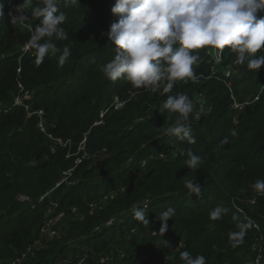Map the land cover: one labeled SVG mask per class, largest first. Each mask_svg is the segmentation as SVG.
I'll return each instance as SVG.
<instances>
[{
    "label": "trees",
    "instance_id": "16d2710c",
    "mask_svg": "<svg viewBox=\"0 0 264 264\" xmlns=\"http://www.w3.org/2000/svg\"><path fill=\"white\" fill-rule=\"evenodd\" d=\"M22 2L0 0L4 4L0 17V264H11L40 239L52 202L57 204L58 213L66 211L68 216L72 207H77V214L83 218L71 221L68 217L75 224L63 222L58 228L60 237L54 242L42 240L45 245L24 264H100L102 256H118L117 252L126 254L121 264H184L180 253L185 250L193 257L205 256L206 264H244L255 234L246 229L243 242L233 246L229 233L245 224L237 209L259 222L264 231V197L256 206L249 204L256 193L252 184L264 179L263 78L247 69L246 64H237V53L234 56L229 53L231 49L227 52L225 48L221 67L232 65L236 70L228 88L224 77H213L212 67L218 64L205 55L206 48L200 49L195 81L178 80L168 93L163 91L165 85L157 93L140 92L134 96L144 100H131L123 111L106 116L105 127L116 130H92L100 112L114 97L129 99L139 90L126 79L113 81L103 72V66L116 55V47L108 38L110 26L118 20L111 11L116 0H80L78 5L60 0V9L66 15L62 26L67 39H54L60 51L46 56L39 65L32 50L23 51L31 28L40 23L29 16L39 0H34L33 9L25 12L29 17L27 26L12 23V16L19 15L16 7ZM64 46L71 54L60 66ZM252 72L257 78L255 83L249 77ZM18 78L23 90L18 88ZM261 87L259 100L238 116L232 110L233 99L244 104ZM179 93L187 94L195 104L190 116L194 144L165 135L163 130L177 118V114L163 108V103L168 95ZM16 96L22 97L20 105L14 103ZM196 102L203 103L204 109L194 121ZM40 110L54 139L71 141L74 152L83 144L80 157H93L106 149L113 158L92 168H87L90 162H82L74 174L82 178L81 182L57 187L61 173L66 171L63 165H73L74 161L64 162L61 154L65 156L66 150L61 145L53 152L54 140L40 132V117L34 114ZM189 148L202 157L196 169H189L184 163L186 154H180ZM162 154L167 159H161ZM154 180L157 183L152 185ZM186 180L198 182L201 193H190ZM121 188L128 190L124 197L115 196L107 205L100 202L103 210L90 215L89 204ZM50 191L54 192L52 196L40 200ZM21 196L29 200H21ZM145 198L151 200L148 225L131 214L132 205H140ZM217 206L227 212L221 219L211 220L209 213ZM168 207L175 209V215L167 222L169 232L162 235L157 216ZM112 218L119 221L105 227ZM187 225L190 229L184 234ZM133 228L134 235L130 234ZM154 231L157 236H152ZM74 237L82 240L71 246L67 242ZM164 239L170 243L183 241L185 247L168 254ZM141 255L148 260H141Z\"/></svg>",
    "mask_w": 264,
    "mask_h": 264
},
{
    "label": "clouds",
    "instance_id": "9594fccd",
    "mask_svg": "<svg viewBox=\"0 0 264 264\" xmlns=\"http://www.w3.org/2000/svg\"><path fill=\"white\" fill-rule=\"evenodd\" d=\"M33 2L23 0L17 5L19 15L12 16L14 25L27 23L29 18L25 12ZM65 2L78 5L80 0ZM59 5L60 0H39V6L31 8L32 17L40 23L31 28L25 51L32 50L37 65L46 56L60 51L54 39H67L62 26L66 15ZM3 8L4 4L0 3V17L3 16ZM111 11L118 16L108 32L109 40L116 47V55L103 66V72L110 80L126 79L139 90L143 88L151 93H156L164 84L163 91L168 93L178 80L197 79L195 67L200 61L197 50L204 48H230L237 53L236 63L246 64L249 70L258 71L264 66V54H258L264 51V15H261L264 13V0H116ZM70 54V48L64 46L59 56L60 66ZM163 108L177 114L175 122L163 128L165 135L194 144L196 141L190 123L195 110L194 101L184 93L168 95ZM232 135L235 136L236 132L233 131ZM180 154H186L184 163L189 169L198 168L202 162V157L191 148ZM185 187L190 193H201L200 184L193 180H186ZM251 187L264 194V179H257ZM132 212L134 219L150 224L146 218L147 205L133 204ZM226 212V208L217 206L210 211L209 218L221 219ZM174 215L172 207L159 213L157 219L162 222L159 233L164 235L168 229L167 222ZM238 227L239 231L229 233L233 246L242 243L246 235L247 225ZM164 243L171 247L168 240L164 239ZM180 259L184 264H206L205 256L193 257L188 250L180 253Z\"/></svg>",
    "mask_w": 264,
    "mask_h": 264
},
{
    "label": "built area",
    "instance_id": "2783aa9c",
    "mask_svg": "<svg viewBox=\"0 0 264 264\" xmlns=\"http://www.w3.org/2000/svg\"><path fill=\"white\" fill-rule=\"evenodd\" d=\"M24 26H27V24H25ZM23 51H24V53H26L29 50L28 51H25V47H24L23 48ZM262 52H264V51H262ZM209 53L210 52H208V54ZM215 54H217V51L215 52ZM221 55H222V50L219 52V57H220L219 58V61L221 60ZM215 63H217V62L215 61ZM20 72H21V70H20ZM212 72H213V77L216 78L217 80H219L217 78V76H219V75H220L219 77H224L227 80V82H226L227 87L228 88H231V86H232V77L235 74L234 71H232L230 68H227V69H224V72L223 73H219L218 74V72L215 71V70H213V69H212ZM256 73L258 75H260L263 78V80H264V66H262L260 70L256 71ZM163 85L164 84H161L160 85L158 91H160V88ZM262 89H263V87H261V89L259 91H257L254 94V96H252L247 101H245L244 104L239 103L234 98L233 99L234 102H233L232 110L234 112H237V115L240 116L241 113L244 111V109L249 104H251V103L256 102V101L259 100V96H260V94L262 92ZM139 92H143V93H147V94H152L150 91H147V90H145L143 88H140ZM19 99L21 100L20 103H18V101H16L14 99L15 105H20L22 103V99L20 97H19ZM127 102H128V99L123 100V99H121L119 97H115L111 101V103L101 111V113L99 115V119L101 118V120H103V118L105 116H107L110 112L120 111L121 109L124 108V106H126V103ZM24 108L27 111L29 110V107L28 106H24ZM203 109H204L203 103L199 102L198 103V107L196 108V111H195L194 116H193L194 117V121H196V120H198L200 118V116H201V114L203 112ZM34 114H37L40 117V119H39V125H38L40 132H42L43 134H45L51 140H54L55 142H60V140L54 139L53 135L51 134L50 129L48 128V123H47L46 118L44 120V117H45L44 112L42 110H40V111L35 112ZM235 121H237V120H235ZM97 122L95 124H97V125H100L101 124V122H98V123ZM84 143H87L86 138H85ZM85 155H88V154H85ZM94 156H97V155H94ZM160 158L161 159H167V155L166 154H162L160 156ZM61 184H62V182H60L57 186H60ZM260 197H264V194H260V193L256 192L255 195L252 197V199L249 201V204L250 205H253V206H256L257 205V202H258V199ZM20 199L21 200H29L25 196H21ZM43 199L44 198H41L40 200H43ZM150 204H151V200L148 199V200L143 201L140 205L141 206L147 205V209H148L150 207ZM52 205H56V207H57V204L56 203H53L52 202L51 203V206ZM102 210H103V207L101 206V204H99L97 202H94V203L89 204V213H90V215H94L97 212H100ZM71 212H72L71 214L76 215L78 213L77 208H72V211ZM237 212H238V214L240 216L243 217V220L245 221V225H247V229L255 234V241L250 246V248L248 249V252L246 253L245 258H243L244 264H264V231L262 230L261 225L255 219L247 216L244 211H242L240 209H237ZM131 214L133 215L132 210H131ZM64 216H66L65 213H62L60 215L61 218L64 217ZM118 221H119V219L112 218L110 221H108L105 224V227H110V226L114 225L115 223H117ZM99 230L100 229L97 228L96 231H99ZM167 232H169V227H168V229H167V231L165 233H167ZM53 234H55V233H53ZM130 234H132V235L136 234V229L133 228L131 230ZM157 235H158V232H156V231H154L152 233V236H157ZM38 244L41 245V248L43 247L42 242H38L36 244L34 243V244H31V245L27 246L23 252H20L17 255V257L11 262V264H24V262L32 254H34L39 249V248H37V245ZM170 244H171V247H167L166 248V251H167L168 254H175L176 252H178L179 250H181V249H183L185 247V243L183 241H174V242H171ZM120 259H123V258H121L119 256H116L114 254H109V255L102 256L100 258V264H121ZM141 260L147 261L148 258L146 256H144V255H141ZM79 264H83V261H81Z\"/></svg>",
    "mask_w": 264,
    "mask_h": 264
},
{
    "label": "rangeland",
    "instance_id": "374dc122",
    "mask_svg": "<svg viewBox=\"0 0 264 264\" xmlns=\"http://www.w3.org/2000/svg\"><path fill=\"white\" fill-rule=\"evenodd\" d=\"M30 17H31V19H33L32 18V16L31 15H29ZM228 49H230V48H227V52H229L228 51ZM224 49H222V51H223ZM217 51V54H215V52ZM221 50H218V49H214V48H206V51H205V55L207 56V57H209L210 58V60H211V62H217V56L219 55V52H220ZM208 52H210L209 54H208ZM229 53H231V54H233L234 56H235V52H233V51H231V52H229ZM223 54V53H222ZM263 54H264V52H263ZM229 54H227L226 56H228ZM220 58V57H219ZM226 60V59H225ZM222 62H223V60H220L219 62H217L218 63V65H217V67H213L212 69L213 70H215V71H217V72H219V73H223L224 72V69L225 68H223V67H221V64H222ZM228 67L232 70V71H236L235 69H234V67L232 66V65H228ZM216 68V69H215ZM17 74L19 75L20 74V70H18L17 71ZM253 72H252V75L251 76H249L250 77V79H251V82L252 83H255V82H257V78L255 77V76H253ZM18 88H20L21 90H23V84L21 83V79L20 78H18ZM252 87V86H251ZM258 87V86H257ZM257 87H256V89H257ZM139 89V88H138ZM255 89V90H256ZM259 89V88H258ZM252 90H253V88H252ZM138 93H140L139 91H137V93H134V95H136V94H138ZM157 93V92H156ZM137 96V95H136ZM21 99H22V97H20ZM120 98H122V97H120ZM145 98V97H144ZM144 98H138V97H135V96H133V95H131L130 97H129V99H128V102L129 101H131V100H135V101H138V102H140V101H142V100H144ZM15 100L16 101H18V103H20L21 102V100L19 99V97L18 96H16L15 97ZM199 102H196V104H198ZM126 108V106H124V108L123 109H121L120 111H123L124 109ZM120 111H118V112H120ZM44 112V111H43ZM111 113V112H110ZM44 115H45V113H44ZM152 116H154V115H152ZM105 118H106V116L103 118V120H101V118L99 119V121L98 122H101V124L100 125H97V124H95L94 126H93V128H92V130L93 129H97V127L98 128H101V127H105V123H106V120H105ZM97 122V123H98ZM105 129L106 130H108V131H110V132H112L113 130H116V129H113V128H111V129H107L106 127H105ZM119 131V130H118ZM124 130L122 129L121 130V132H123ZM93 132V131H92ZM92 132H91V134H92ZM89 135L87 134L86 135V140H87V137H88ZM114 137H112V139H113ZM58 145H61V146H63V149L64 150H66V152H65V156H63L62 154H61V157H63V159H64V162H66V161H70V160H73L74 161V164L73 165H67V166H65V165H63L64 167H65V170L66 171H63L62 173H61V175H62V177H61V182H62V184L60 185V186H63V185H65V184H67L68 186H72V185H75V184H77L78 182H81L80 180L82 179V178H80V177H77V176H74V174H75V171L79 168V166H81V164H82V162L84 163V162H90V166H88L87 165V168H92V167H94V165H96V164H98V163H101V162H104V161H106V160H108V159H110V158H113V154H110V155H108V153H107V151H106V149H104L100 154H98L97 156H90V155H85V156H83V157H80V153L79 152H81V151H83L85 148H84V146H82L81 144H79L78 146H77V149L78 150H76L75 152H74V144H72V142L71 141H66V142H63V141H60V142H55V141H53V143H52V147H53V152H55V150L58 148L57 146ZM136 155H134V158L132 159V162H134V160L136 159V157H135ZM89 157V158H88ZM77 158V159H76ZM74 159H76V160H74ZM123 167H122V169L119 171V172H121V171H123ZM79 170V169H78ZM157 183V181L156 180H154L153 181V183H151L152 185L153 184H156ZM59 184V183H58ZM57 184V185H58ZM56 185V186H57ZM66 185V186H67ZM57 187H59V186H57ZM127 189L126 188H121L120 190H118V191H114V192H111L107 197H103V199L101 200V201H99V202H97V203H99L100 204V202L103 204V205H107L108 203H109V201L110 200H113V198L116 196V197H118V196H122V197H124L123 195L124 194H126L127 193ZM53 191H50L47 195H45L44 197H42V198H44L43 200H45V198L46 197H50V196H52L53 195ZM122 194V195H121ZM41 199V198H40ZM149 198H145V199H143L144 201L145 200H148ZM143 200H142V202H143ZM40 203V202H39ZM72 208H77V207H72ZM78 209V208H77ZM71 211H72V209H71ZM78 211V210H77ZM62 213H65V214H67V212L66 211H61V212H59L58 213V209H57V207H56V205H52V206H50V208H49V210H48V212H47V215H46V217L48 218L47 220H46V224H45V226H43L42 227V229H41V231H40V239L39 240H37V242L36 243H38V242H42V240H44L45 242H49L50 240L52 241V240H54V239H56V238H58V237H60V236H58L59 235V233H58V228L59 227H61L62 226V224H63V222L64 223H66V225H68V224H75V223H73V222H71V221H79V220H82V218H83V216H81V215H79V214H76V215H74V214H71L72 212H70V214L67 216H64V217H60V215L62 214ZM69 217V219L71 220V221H68V218ZM78 217V218H77ZM59 223H61V224H59ZM70 224V225H71ZM161 224H162V222H161ZM187 229L189 230L190 229V227L187 225L186 226V228H185V233L184 234H186V231H187ZM247 229V228H246ZM248 230V229H247ZM249 231V230H248ZM251 232V231H250ZM53 233H55V234H53ZM54 236H56V237H54ZM61 240V239H60ZM80 240H82L81 238H77V237H74L73 239H70V241H68L67 243H69L71 246H74V242H79ZM54 241H56V240H54ZM54 241H52V242H54ZM35 243V244H36ZM42 245H45V243H43L42 242ZM37 248H41V245L40 244H38L37 245ZM117 255L119 256V257H121V258H125L126 259V254H124L123 252H117Z\"/></svg>",
    "mask_w": 264,
    "mask_h": 264
}]
</instances>
